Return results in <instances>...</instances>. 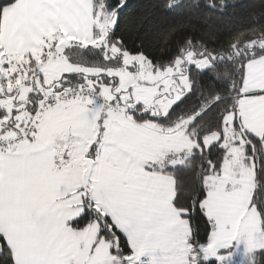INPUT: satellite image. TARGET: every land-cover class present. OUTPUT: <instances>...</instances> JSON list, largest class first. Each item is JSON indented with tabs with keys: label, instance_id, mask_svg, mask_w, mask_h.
<instances>
[{
	"label": "snow or ice",
	"instance_id": "snow-or-ice-1",
	"mask_svg": "<svg viewBox=\"0 0 264 264\" xmlns=\"http://www.w3.org/2000/svg\"><path fill=\"white\" fill-rule=\"evenodd\" d=\"M0 264H264V0H0Z\"/></svg>",
	"mask_w": 264,
	"mask_h": 264
},
{
	"label": "trees",
	"instance_id": "trees-1",
	"mask_svg": "<svg viewBox=\"0 0 264 264\" xmlns=\"http://www.w3.org/2000/svg\"><path fill=\"white\" fill-rule=\"evenodd\" d=\"M133 7H147L150 0H131Z\"/></svg>",
	"mask_w": 264,
	"mask_h": 264
}]
</instances>
